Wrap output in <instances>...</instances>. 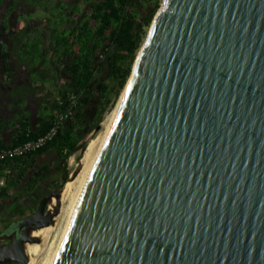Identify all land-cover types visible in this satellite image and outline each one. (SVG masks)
Segmentation results:
<instances>
[{
    "label": "water",
    "instance_id": "water-1",
    "mask_svg": "<svg viewBox=\"0 0 264 264\" xmlns=\"http://www.w3.org/2000/svg\"><path fill=\"white\" fill-rule=\"evenodd\" d=\"M62 194L0 264H29ZM38 264H264V0H164Z\"/></svg>",
    "mask_w": 264,
    "mask_h": 264
},
{
    "label": "trees",
    "instance_id": "trees-1",
    "mask_svg": "<svg viewBox=\"0 0 264 264\" xmlns=\"http://www.w3.org/2000/svg\"><path fill=\"white\" fill-rule=\"evenodd\" d=\"M32 1L50 13L47 21L53 28L49 31L47 46L46 38L42 40V36L46 34L42 30L38 41L42 46L35 42L32 46H27L26 50L29 55L40 57L45 65L43 71L51 69L49 65L53 64L70 78L67 81L70 91H62L57 98L56 115L68 106V93L76 92L80 103L72 119L60 128L56 137L44 148L4 162L0 170L5 167L12 172L6 176L5 185L0 187V207L10 198L11 190L25 180L23 192L33 191L44 173L40 169L30 177L27 171L16 176L15 164L28 162L50 148L57 151L65 165L76 153H79L75 156L78 160L82 158L88 145L86 137L90 130L99 126L108 108L114 106L122 94L162 3V0H99L92 2L86 12H80L79 7L74 9L73 5L62 4L58 8V3L54 0ZM12 2L10 11L15 9L18 0ZM54 9L58 10L54 12ZM89 102L94 104L96 110L93 119L87 115L86 106H82V103ZM54 117L38 133L30 130L26 118L22 123L19 139L12 145L36 139L52 126ZM66 173L61 188L67 183L71 172Z\"/></svg>",
    "mask_w": 264,
    "mask_h": 264
},
{
    "label": "crops",
    "instance_id": "crops-1",
    "mask_svg": "<svg viewBox=\"0 0 264 264\" xmlns=\"http://www.w3.org/2000/svg\"><path fill=\"white\" fill-rule=\"evenodd\" d=\"M0 1L1 7L5 0ZM12 1L5 6L0 16V145H12L19 139L26 118L31 131L38 133L42 130L56 116V101L60 93L70 91L67 84L70 78L64 71L58 70L53 64L49 65L51 69L43 71L45 65L40 57L29 55L26 50L27 46L35 42L42 46L38 42L42 30L46 33L42 40L46 38L45 45H48L49 31L53 28L47 21L50 13L32 0H18L15 9L10 11ZM54 1L58 3V8L62 4L73 5L74 9L79 7L80 12H86L92 2L99 0ZM38 9L44 13L42 19L34 14ZM57 10L54 9V12ZM36 72L40 73V78L33 76ZM82 106L85 108V103ZM69 160L65 165L57 151L50 148L28 162L15 164L16 176L27 171L30 177L40 169L44 173L33 191L23 192L26 180L11 190L10 198L0 207V221H20L32 215L42 197L56 190L62 178H66V172L70 169ZM5 169L8 168L3 167L0 173L3 174Z\"/></svg>",
    "mask_w": 264,
    "mask_h": 264
},
{
    "label": "built area",
    "instance_id": "built-area-1",
    "mask_svg": "<svg viewBox=\"0 0 264 264\" xmlns=\"http://www.w3.org/2000/svg\"><path fill=\"white\" fill-rule=\"evenodd\" d=\"M67 101L68 106L66 109L54 117L52 126L45 133L36 139L28 140L18 145L0 146V168L4 166V162L7 160H13L39 151L51 142L58 134L60 128L72 119L79 108L80 97L76 92L68 93ZM11 172V169H5L3 174L0 173V187L5 185L6 176Z\"/></svg>",
    "mask_w": 264,
    "mask_h": 264
},
{
    "label": "bare ground",
    "instance_id": "bare-ground-1",
    "mask_svg": "<svg viewBox=\"0 0 264 264\" xmlns=\"http://www.w3.org/2000/svg\"><path fill=\"white\" fill-rule=\"evenodd\" d=\"M152 25V24H151ZM134 67V66H133ZM126 89V86L124 88V91ZM123 91V93H124ZM122 93V95H123ZM122 95H121V98H122ZM120 98V100H121ZM119 100V102H120ZM119 102H118V105H119ZM117 105V107H118ZM117 107L115 108V110L110 114V116L108 117L107 119V122L105 123V128L104 130L98 135L96 136L95 138L91 139L87 145V148L82 156V159H81V164H82V167H81V171L79 172V174L75 177V178H72L71 180H69L64 188H63V194H62V197H61V209H60V214L58 215V217L56 218V221L54 222L53 225H50L48 227H45L43 229H40L38 231H35L34 232V236H37V237H41L43 238V240L47 241V239L50 238L60 216H61V213L73 191V189L75 188L77 182L79 181L80 177L82 176V174L86 171L87 167L89 166V164L91 163L92 159L94 158V156L96 155L97 151L99 150L101 144L103 143L109 129H110V126L112 124V121L114 119V116H115V113H116V110H117ZM54 203V201H53ZM49 241V240H48ZM47 244H27L26 246V251H27V254L30 258V262L29 264H38L44 250H45V247H46Z\"/></svg>",
    "mask_w": 264,
    "mask_h": 264
},
{
    "label": "rangeland",
    "instance_id": "rangeland-1",
    "mask_svg": "<svg viewBox=\"0 0 264 264\" xmlns=\"http://www.w3.org/2000/svg\"><path fill=\"white\" fill-rule=\"evenodd\" d=\"M9 2H10V0H5V3H3L2 4V6L0 7V16H1V13L3 12V10H4V8H5V6H8V4H9ZM164 2V0H162V3ZM162 3H161V5H162ZM36 16H38V17H41V19L43 18V16H44V13L42 12V10H40V9H38L37 11H35V13H34ZM149 30H150V28H149ZM147 38V37H146ZM146 40V39H145ZM145 42V41H144ZM144 44V43H143ZM143 46V45H142ZM33 76H35L36 78H40V73H38V72H36ZM124 91V90H123ZM123 93V92H122ZM122 95V94H121ZM121 95H120V97L116 100V102L114 103V106H112V107H110V108H108V110H107V112L103 115V120L100 122V124H99V126L96 128V129H91L90 130V132H89V134L87 135V137H86V141H88V143H89V141L91 140V139H93V138H95L96 136H98L103 130H104V128H105V123L107 122V119H108V117L110 116V114L115 110V108L117 107V105H118V102H119V100H120V98H121ZM85 106H86V108H87V115L89 116V117H91L92 119L94 118V114L96 113V110H95V108H94V104L93 103H91V102H89V103H85ZM87 148V147H86ZM84 154V153H83ZM76 155H79V153H76ZM76 155H74L73 156V158H71L70 160H69V163H70V169H69V171L71 172L70 174H69V177H68V181L69 180H71L72 178H71V175H72V173H73V171L75 170V168H77V167H82V164H81V159L80 160H78L75 156ZM64 179H66L65 178V176L62 178V180L58 183V186H57V189L58 188H61V185H62V183H63V180ZM67 181V182H68ZM65 186V185H64ZM64 188V187H63ZM53 201H54V203H53ZM55 206H56V199L54 198L52 201H50L49 202V204H48V210L49 211H51V212H54V209H55ZM60 214V213H59ZM58 214V215H59ZM58 215L55 217V221H56V218L58 217ZM41 238V237H40ZM48 240L49 239H47V241H45V240H43V238H41V243L40 244H47L48 243ZM38 244V243H37ZM29 257V256H28ZM29 260H30V258H29Z\"/></svg>",
    "mask_w": 264,
    "mask_h": 264
},
{
    "label": "flooded vegetation",
    "instance_id": "flooded-vegetation-1",
    "mask_svg": "<svg viewBox=\"0 0 264 264\" xmlns=\"http://www.w3.org/2000/svg\"><path fill=\"white\" fill-rule=\"evenodd\" d=\"M17 222L18 221H0V247L9 245L14 241L16 237V234H15L16 231L12 230L11 226L12 224H15ZM8 264H21V263L20 262H10Z\"/></svg>",
    "mask_w": 264,
    "mask_h": 264
}]
</instances>
